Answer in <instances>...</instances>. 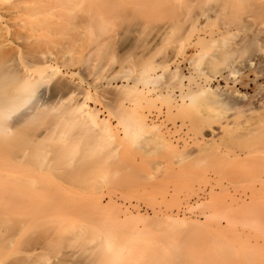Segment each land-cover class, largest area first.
<instances>
[{
	"label": "rangeland",
	"instance_id": "374dc122",
	"mask_svg": "<svg viewBox=\"0 0 264 264\" xmlns=\"http://www.w3.org/2000/svg\"><path fill=\"white\" fill-rule=\"evenodd\" d=\"M151 1L0 0L7 90L31 67L46 102L0 121V264H264V121L244 128L264 106V0Z\"/></svg>",
	"mask_w": 264,
	"mask_h": 264
},
{
	"label": "bare ground",
	"instance_id": "6f19581e",
	"mask_svg": "<svg viewBox=\"0 0 264 264\" xmlns=\"http://www.w3.org/2000/svg\"><path fill=\"white\" fill-rule=\"evenodd\" d=\"M46 1V0H45ZM64 3H65V5H67L68 7L69 6H72V5H78V4H80V3H82V2H84L85 0H62ZM88 1H90V3H92V2H94V0H88ZM97 1H99V2H101V4H99V8L101 7L102 8V12L103 13H107V9L108 10H110V9H112L111 7H112V5H114V4H116V2H117V0H97ZM129 2L131 1V0H128ZM140 1V0H139ZM151 1V0H150ZM158 1V0H157ZM164 2V4L162 3V1H160L161 2V4H163V7H164V9H167L168 7H167V3H168V6L170 7V3L169 2H166V1H169V0H163ZM171 1V0H170ZM40 2H41V0H40ZM54 2V1H53ZM144 2V1H143ZM147 2V1H146ZM152 2V1H151ZM159 2V1H158ZM41 4V3H40ZM47 4V3H46ZM45 4V5H46ZM50 4V3H49ZM121 4V3H120ZM140 4V3H139ZM145 4H147V3H145ZM151 3L149 2V5H150ZM158 3H156V5H157ZM160 4V3H159ZM157 5L158 7H160V5ZM154 5H155V3H154ZM164 5H166V7L167 8H165V6ZM42 6H44V5H42ZM48 5H46V7H47ZM49 6H51V5H49ZM152 6H153V2H152ZM52 7V6H51ZM128 7V6H127ZM126 7V8H127ZM147 7V6H146ZM149 7V6H148ZM153 8H154V6H153ZM144 9H146V8H144ZM160 8H158V9H155V11L156 10H159ZM161 9H163L162 7H161ZM161 9H160V11L158 12V11H156V12H158L159 14L162 12L161 11ZM75 10V9H74ZM130 11H131V9H129ZM128 10V11H129ZM151 10H153V9H151ZM151 10H150V12H151ZM49 11V10H48ZM71 11V10H70ZM88 11V10H87ZM127 10H124V12H126ZM129 11V12H130ZM154 11V12H155ZM165 11V10H164ZM163 11V12H164ZM91 12V11H90ZM101 12V11H100ZM119 12V11H118ZM149 12V11H148ZM163 12L161 13V14H163ZM117 13V12H116ZM111 13H109V15H110ZM114 14V13H113ZM150 14V13H149ZM160 14V15H161ZM90 15V14H89ZM99 15V13L97 14V16ZM101 15V14H100ZM109 15H106V16H109ZM124 15H126V14H123V17H124ZM58 16V15H57ZM93 16V15H92ZM96 16V15H95ZM87 17V16H86ZM117 16H115V18H116ZM154 17H155V15H154ZM161 16H159V17H157L158 19L160 18ZM89 17H87V18H84V19H82L83 21L84 20H87ZM94 19H95V17H93ZM100 18H101V20H103L102 19V16H100ZM100 18H98V19H100ZM103 18H105V17H103ZM129 18V17H128ZM157 18L155 17V19L157 20ZM106 19V18H105ZM104 19V20H105ZM123 19V18H122ZM91 20H93V19H91ZM88 21V20H87ZM100 20H98V22H99ZM106 21H108V19L106 20ZM125 21V20H124ZM128 21V20H127ZM126 21V22H127ZM95 22H97V21H95ZM101 22V21H100ZM112 22V21H111ZM121 22H123L122 20H121ZM163 22V21H162ZM108 23H110V22H108ZM139 23V22H138ZM156 23V22H155ZM159 24H160V21L158 22ZM123 25L122 26H124L126 23H122ZM157 24V23H156ZM116 25V24H115ZM138 25H140V23L138 24ZM155 25V24H154ZM119 26V25H118ZM117 26V27H118ZM121 26V27H122ZM142 26V25H141ZM153 26V25H152ZM151 26V27H152ZM156 26H158L157 27V30L156 31H154L153 32V34H151L150 35V37H148V38H150V39H148L149 40V42L151 43V44H158V43H160L162 40H163V38H165L164 37V33L166 32V30H167V26L165 25V24H163V23H161L160 25H156ZM136 27V26H135ZM140 27V26H139ZM143 27V26H142ZM151 27H150V29H151ZM1 28V27H0ZM120 28V27H119ZM224 28V27H223ZM118 28H115V30H117ZM141 29V28H140ZM149 29V30H150ZM155 29V28H154ZM226 29V28H225ZM227 29H228V27H227ZM3 30V29H2ZM1 30V31H2ZM112 31L114 30V29H111ZM113 31L114 33L116 32V31ZM120 30V29H119ZM125 30V29H124ZM0 31V32H1ZM131 31V30H130ZM137 31H139V30H137ZM143 30H141L140 32H142ZM112 32V34H114ZM119 32V31H118ZM133 32H134V29H133ZM126 33V32H125ZM131 33V32H130ZM129 33V34H130ZM136 33V32H135ZM149 33L150 32H148V35H149ZM137 34H139V33H137ZM109 35V34H108ZM116 35V34H115ZM131 35V34H130ZM1 37V36H0ZM139 37V36H138ZM122 39V38H121ZM115 40V39H114ZM143 40H146V39H143ZM118 42V41H117ZM144 42H146V41H144ZM148 42V43H149ZM122 43V42H121ZM107 44H109L110 45V43L108 42ZM126 44V43H125ZM2 45L3 44H1V47H2ZM116 45H118V44H116ZM127 46V45H126ZM149 46H151V45H149ZM101 47V46H100ZM112 47V46H111ZM122 47V46H121ZM125 47V46H124ZM143 47V46H142ZM105 48H107V46L105 47ZM150 48V47H149ZM3 49V48H2ZM121 49V48H120ZM101 50V49H100ZM2 51V50H1ZM106 51H107V49H106ZM151 51V50H150ZM5 52V51H4ZM3 52V53H4ZM101 52V51H100ZM149 52V51H148ZM104 53L105 52H103V55H104ZM2 55V54H1ZM45 55V54H44ZM100 55H102V53L100 54ZM105 55H106V53H105ZM104 55V57H106V60H108V57L107 56H105ZM103 58V57H102ZM97 59H98V57H97ZM105 59V58H104ZM99 60H100V58H99ZM101 60H103V59H101ZM100 60V61H101ZM105 60V61H106ZM95 62V61H94ZM107 62L108 61H106V63H104L105 65H107ZM96 64H99L98 63V61H97V63ZM210 64H212V65H214L215 66V60H212V61H210ZM102 65V64H101ZM211 65V66H212ZM217 66H218V64H216ZM4 67V66H3ZM99 67V66H98ZM106 67V66H105ZM104 67V68H105ZM5 68H6V66H5ZM95 68H97V67H95ZM107 68H108V66H107ZM9 69V68H8ZM94 69V68H93ZM109 69V68H108ZM113 70V69H112ZM111 70V71H112ZM144 70H148V69H144ZM4 71H6V72H4ZM32 70H31V67H29L28 69H26L25 70V72H24V75L22 76V77H24V81L23 82H21V87L20 88H14L13 90L14 91H12V90H7L9 87H10V85L9 84H11L10 82H11V80L9 79L10 77H9V75L7 74V70L5 69H0V121H1V119H5L6 120V118H7V120L8 119H10V120H12V119H14V120H16L17 118H22L23 119V116H27V117H29V115H31L33 112H34V110H38L37 108L38 107H36V106H41L40 104V101L41 102H44V104H46V102L43 100L42 101V99H43V97H42V99L40 98V96H39V93H38V91H37V89H36V83H37V81L38 80H40L41 78H40V76L38 75V76H36L34 73H32L31 72ZM100 71V70H99ZM102 71H103V69H102ZM107 71V70H106ZM110 71V70H109ZM10 72H12V71H10ZM15 72V71H14ZM58 72H59V70L58 69H56V68H53V67H51L50 69H48V70H46L45 72H44V74L45 73H47V74H49V76L48 77H55V76H58ZM143 72H145V71H143ZM169 72V71H168ZM100 73H102L101 71H100ZM107 74V73H106ZM143 74V73H142ZM145 74V73H144ZM163 74V73H162ZM162 74H161V76H162ZM171 74V73H170ZM19 75V74H18ZM148 75V74H147ZM160 75V74H159ZM169 75V74H168ZM176 75V74H175ZM177 76V75H176ZM47 77V76H46ZM59 77V76H58ZM57 77V78H58ZM146 77V76H145ZM45 78V77H44ZM56 78V77H55ZM147 78H152V77H146V79ZM153 78H154V76H153ZM12 79V78H11ZM137 79H139L138 77H136L135 78V81H136V83L137 82H140V80L138 81ZM17 80V79H16ZM46 80V79H45ZM145 80V79H144ZM143 80V81H144ZM149 80V79H148ZM160 80V79H159ZM134 81V82H135ZM152 81V80H151ZM171 81V80H170ZM180 81V80H179ZM18 82H19V80H18ZM145 82V81H144ZM155 83H156V81H154ZM154 82H152V83H149L150 85L151 84H154ZM158 82V81H157ZM172 82V81H171ZM183 82V81H182ZM137 84H139V83H137ZM145 84H147L146 82H145ZM179 84V83H178ZM149 85V86H150ZM154 85H156V84H154ZM7 86H9V87H7ZM12 86V85H11ZM126 86H128V85H126ZM129 87H131V86H129ZM132 87H134V86H132ZM124 88H125V86H124ZM164 88V87H163ZM123 89V88H122ZM121 89V90H122ZM137 88H135L134 89V91L136 90ZM167 89H168V87H167ZM129 90V89H128ZM127 90V91H128ZM131 90V89H130ZM133 90V89H132ZM150 90V89H149ZM153 90V89H152ZM11 91V92H10ZM126 91V92H127ZM151 91V90H150ZM161 91H162V89H161ZM160 91V92H161ZM123 92H124V90H123ZM137 92H141L140 90L139 91H137ZM143 92V91H142ZM130 91H129V95H130ZM133 94L134 93H132V96H133ZM142 94H144V93H142ZM135 95V94H134ZM138 95V94H137ZM198 95V94H197ZM138 97V96H137ZM181 97H182V95H181ZM196 97V95H188V96H186V99L187 100H194V98ZM131 98H134L133 100H135V98L136 97H131ZM139 98V97H138ZM141 98V97H140ZM139 98V99H140ZM185 98V97H184ZM132 100V101H133ZM147 100V99H146ZM196 100V99H195ZM137 101H139L138 99H137ZM262 102L264 103V96H263V98H262ZM137 103V102H136ZM43 105V104H42ZM263 105V104H262ZM44 106V105H43ZM46 107V106H45ZM108 107V106H107ZM41 108H43V107H41ZM40 108V109H41ZM129 109V108H128ZM40 111V110H39ZM128 111V110H127ZM130 111V110H129ZM41 112V111H40ZM39 112V113H40ZM95 112H96V110H95ZM94 111H92L89 107H87V106H84V105H81V113H82V115L84 116V118L86 119V120H88L91 124H96V119H97V115H98V113L96 114ZM131 112V111H130ZM133 112V111H132ZM135 112V111H134ZM35 113V112H34ZM33 113V114H34ZM37 113H38V111H37ZM130 114V113H129ZM34 115H37L36 113L34 114ZM32 116V115H31ZM97 116V117H96ZM138 116V115H137ZM34 117V116H33ZM99 118V117H98ZM30 119V118H29ZM5 120H3V121H5ZM24 120H26V119H24ZM264 121V106L263 107H261V108H259V109H257V114H256V116H253L252 118H250L249 120H248V122L246 123V125L244 126V128L247 130V131H249V132H253V131H255L257 128H258V126L262 123ZM15 122V121H14ZM17 122H19L20 123V121L17 119ZM16 123V122H15ZM15 123H14V125H15ZM22 123V122H21ZM17 124L18 123H16V125H15V127L17 126ZM134 124V123H133ZM245 124V123H244ZM1 125V124H0ZM12 126H13V124H12ZM95 126V125H94ZM97 126V125H96ZM134 126V125H133ZM136 126V125H135ZM241 126V125H240ZM11 127V126H10ZM17 127H19V126H17ZM98 127V126H97ZM261 127V126H260ZM0 128H2L1 130L2 131H4V130H6L7 128H9L8 126H3L2 125V127L0 126ZM105 130V129H104ZM14 131V130H13ZM8 133H9V131H8ZM14 133H15V131H14ZM233 133V132H232ZM210 134V133H209ZM235 134V133H234ZM14 136V135H13ZM7 138V137H6ZM199 139V138H198ZM229 142V141H228ZM212 146V145H211ZM221 153V152H220ZM213 154V153H212ZM259 154H260V156H259V159L260 160H264V146L263 147H261V150L259 151ZM242 154L241 153H236V156H241ZM18 166V165H17ZM9 168V167H8ZM7 171H9V170H7ZM12 172V171H11ZM143 217V216H142ZM164 217V216H163ZM130 219H135V220H138L137 218H134V217H130ZM140 219H142V221H146L147 219H143V218H140ZM139 219V220H140ZM172 220V221H171ZM178 221V219H174L173 217H170V216H166V218H164L163 220H159V219H154V220H152L151 222H153V223H160V222H172V223H176ZM152 223V224H153ZM173 225V224H172ZM184 225H186V224H184ZM77 233V232H76ZM111 233V232H110ZM78 235V234H77ZM129 236V235H128ZM112 237V236H111ZM118 239V238H117ZM125 239V238H124ZM106 240V239H105ZM113 240V239H112ZM119 240V239H118ZM121 240H123V239H121ZM126 240V239H125ZM147 240V239H146ZM107 241V244H108V241H109V244L108 245H112L113 246V243H114V241L116 242V240L114 239V241H111V240H106ZM110 241H111V243H110ZM120 241V240H119ZM118 241V242H119ZM148 241V240H147ZM223 241V240H222ZM113 242V243H112ZM121 242V241H120ZM125 243V242H124ZM97 244V243H96ZM106 244V246H107V248L109 247L108 245ZM128 244V243H127ZM118 245V244H117ZM115 246V245H114ZM121 246V245H120ZM119 246V248H121ZM122 246H124L123 244H122ZM112 248V247H111ZM110 247H109V249H111ZM190 248V247H189ZM193 250H195L194 248H193ZM107 251V250H106ZM115 251V250H114ZM120 251V250H119ZM189 251H190V249H189ZM188 251V252H189ZM191 251H192V249H191ZM105 252V251H104ZM190 253H193V252H190ZM106 254H107V252H106ZM113 254V253H112Z\"/></svg>",
	"mask_w": 264,
	"mask_h": 264
}]
</instances>
